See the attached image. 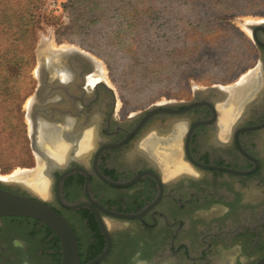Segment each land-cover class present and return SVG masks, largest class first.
<instances>
[{
	"label": "flooded vegetation",
	"instance_id": "af4514ba",
	"mask_svg": "<svg viewBox=\"0 0 264 264\" xmlns=\"http://www.w3.org/2000/svg\"><path fill=\"white\" fill-rule=\"evenodd\" d=\"M256 26L252 93L226 136L220 107L231 102L218 86L125 116L102 82L88 83L99 75L89 64L73 58L63 72L46 74L34 116L66 150L58 165L40 152L50 184L43 200L74 230L80 264L264 258V22ZM176 164L179 172L168 176ZM1 181L2 190L41 198ZM62 263V242L48 225L0 217V264Z\"/></svg>",
	"mask_w": 264,
	"mask_h": 264
},
{
	"label": "rangeland",
	"instance_id": "374dc122",
	"mask_svg": "<svg viewBox=\"0 0 264 264\" xmlns=\"http://www.w3.org/2000/svg\"><path fill=\"white\" fill-rule=\"evenodd\" d=\"M20 5L34 16V58L22 72L10 69L0 87L2 181L40 169L29 113L41 52L72 49L95 58L101 82L114 89L125 116L191 99L201 88L230 90L257 73L259 50L249 27L264 22V0H21Z\"/></svg>",
	"mask_w": 264,
	"mask_h": 264
},
{
	"label": "water",
	"instance_id": "95a60500",
	"mask_svg": "<svg viewBox=\"0 0 264 264\" xmlns=\"http://www.w3.org/2000/svg\"><path fill=\"white\" fill-rule=\"evenodd\" d=\"M256 27L250 26L253 40L256 44H259ZM73 58L89 64L95 70L96 59L79 50L52 51L51 58L48 57V59H44L43 61L39 58V69L37 71L39 85L33 97V104L29 113L30 120L33 122L32 140L35 151L39 154L42 150L37 146V128L41 126L45 130V127L41 122L37 121L34 112L38 109V102L45 89L44 79L49 72H63L65 70L64 62L69 63ZM102 85L116 96L114 89L109 87L107 83H102ZM215 88L222 89V95L229 96V92L223 89L222 86ZM4 184L9 185L11 183ZM0 217H27L39 220L48 225L59 236L62 242V264H80L79 245L74 230L57 211L44 202L43 198L36 200L0 189ZM256 264H264V258Z\"/></svg>",
	"mask_w": 264,
	"mask_h": 264
},
{
	"label": "bare ground",
	"instance_id": "6f19581e",
	"mask_svg": "<svg viewBox=\"0 0 264 264\" xmlns=\"http://www.w3.org/2000/svg\"><path fill=\"white\" fill-rule=\"evenodd\" d=\"M251 26H256V25H251ZM249 29H251V28L249 27ZM48 57H50V58L52 57V52L51 53L50 52L49 53L48 52H41L39 54V58L41 61H43L44 59H48ZM94 74L95 75L99 74V75L97 77H95V76L89 77L88 83L91 85H96L97 83H100L101 80H103L102 72L100 70V66H99V63L97 61H95V72H94ZM64 78H67V77L64 76ZM254 78H255V75H252L250 73L247 76H245L242 79V81L237 86L233 87L232 89L227 90L223 87V89H225L226 91L229 92L228 97H230V102L232 101L231 104L226 103V106L223 105V107H220V109L223 113L222 114L223 117L221 120V127H222V132H223L224 136H226L228 134V132L231 128V125L234 122V120L237 118V114H239L241 108H244V106H242V104H244L245 102H243V101L245 100V98H247L249 95H251V93H252L251 89L252 88L250 86V83L253 81ZM32 104H33V101L31 102V107H32ZM31 107H30V111H31ZM31 123H32V133H33V122L31 121ZM39 133L44 134V136L43 137L40 136V139L38 137L37 146L44 153H46V151H48V155L50 156V158L53 159L52 160L53 165H58V164L62 163L64 161V157H63L64 156V150H66V149L64 147H62V145L60 144L61 139H60L59 134L49 132V133H47L48 136H46V131L43 130L41 128V126H38V128H37V136ZM158 149H160V148H158ZM38 155H39L41 161H45V159L43 158V156L41 154L38 153ZM177 156H178L177 151L172 150V151H169V155L167 157H169V159L171 158V159L175 160V158H177ZM164 158H166V157H164ZM161 161L162 162L165 161V160H163V157L161 158ZM165 162L162 164L164 167L167 166L165 164ZM45 169H46V163L45 164L41 163L40 169L35 171V172H28L27 171L25 173H17V174L15 173L16 175H14L13 177L10 178V180H14L15 182H7L6 180L8 178H2L4 181H1V180L0 181L4 182V183L21 184V185L27 187L30 191L34 192L36 195L40 196L41 198H48L49 190H50V184H49L48 178L45 175ZM168 169H169V167H168ZM179 170H180V167L176 164L173 167V170H171V171L168 170L166 174L168 176H172V175L174 176L175 174H177L179 172Z\"/></svg>",
	"mask_w": 264,
	"mask_h": 264
},
{
	"label": "trees",
	"instance_id": "16d2710c",
	"mask_svg": "<svg viewBox=\"0 0 264 264\" xmlns=\"http://www.w3.org/2000/svg\"><path fill=\"white\" fill-rule=\"evenodd\" d=\"M20 3L21 0H0L1 88L6 85L5 74L10 69L16 68L22 72L24 66L32 63L34 58L35 32L32 29L34 16L20 9Z\"/></svg>",
	"mask_w": 264,
	"mask_h": 264
},
{
	"label": "built area",
	"instance_id": "2783aa9c",
	"mask_svg": "<svg viewBox=\"0 0 264 264\" xmlns=\"http://www.w3.org/2000/svg\"><path fill=\"white\" fill-rule=\"evenodd\" d=\"M53 9H55L57 6L53 3V5L51 6Z\"/></svg>",
	"mask_w": 264,
	"mask_h": 264
}]
</instances>
